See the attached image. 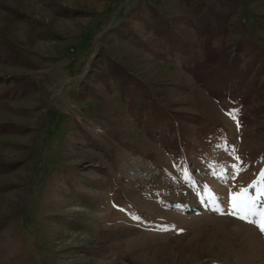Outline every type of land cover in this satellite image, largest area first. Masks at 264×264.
<instances>
[{
  "label": "rangeland",
  "instance_id": "374dc122",
  "mask_svg": "<svg viewBox=\"0 0 264 264\" xmlns=\"http://www.w3.org/2000/svg\"><path fill=\"white\" fill-rule=\"evenodd\" d=\"M242 189L264 0H0V264H264Z\"/></svg>",
  "mask_w": 264,
  "mask_h": 264
},
{
  "label": "snow or ice",
  "instance_id": "6c2138e0",
  "mask_svg": "<svg viewBox=\"0 0 264 264\" xmlns=\"http://www.w3.org/2000/svg\"><path fill=\"white\" fill-rule=\"evenodd\" d=\"M245 190L242 189L239 193H234L232 196L233 207L240 213V218L248 220L250 223H255L262 232H264V209H256L250 205H245L241 208V198L244 197ZM249 216H254L256 219L249 220Z\"/></svg>",
  "mask_w": 264,
  "mask_h": 264
}]
</instances>
